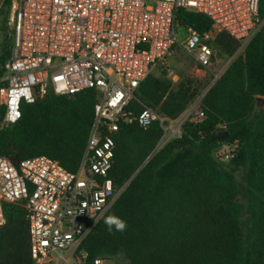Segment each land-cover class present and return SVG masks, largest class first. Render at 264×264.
Here are the masks:
<instances>
[{
    "label": "trees",
    "instance_id": "16d2710c",
    "mask_svg": "<svg viewBox=\"0 0 264 264\" xmlns=\"http://www.w3.org/2000/svg\"><path fill=\"white\" fill-rule=\"evenodd\" d=\"M259 17L264 20V0H259ZM176 18L200 33L211 27L200 13L180 9ZM215 45L228 56L240 46L226 33L217 35ZM8 57L3 49L0 77ZM196 93L190 80L174 88L164 74L149 75L128 110L138 115L143 104L175 120ZM95 101L96 93L85 90L23 103L20 119L0 127V157L18 165L46 156L75 172ZM200 107L204 120L186 121L180 137L152 156L163 136L158 123L146 130L136 122L120 127L109 178L124 189L81 245L89 261L121 254L127 264H264V26L202 96ZM2 116L0 106V122ZM225 132L228 139L213 140ZM231 143L238 144L236 156L222 165L213 152ZM109 216L125 221L126 229L109 231ZM5 218L0 264H30L25 209L8 205Z\"/></svg>",
    "mask_w": 264,
    "mask_h": 264
},
{
    "label": "built area",
    "instance_id": "2783aa9c",
    "mask_svg": "<svg viewBox=\"0 0 264 264\" xmlns=\"http://www.w3.org/2000/svg\"><path fill=\"white\" fill-rule=\"evenodd\" d=\"M10 1L13 18L5 28L12 46L0 77V127L20 119L23 103L33 104L48 94L92 90L96 101L75 172L46 156L18 165L0 157V228L6 223V207L19 204L26 211L30 264H112L103 256L89 261L81 245L124 189H117L109 178L120 127L136 122L146 130L158 123L163 136L155 154L180 137L186 121L200 123L205 117L200 107L205 92L175 120L141 103L143 109L135 115L128 107L139 85L164 65L175 45L198 69L208 70L220 33L240 44L231 63L264 26L259 0ZM180 9L205 15L210 29L200 33L184 27L187 38L180 43L176 38ZM223 72L214 75L209 87ZM166 77L172 84L178 79L171 70ZM237 150V143L222 144L213 157L229 163Z\"/></svg>",
    "mask_w": 264,
    "mask_h": 264
},
{
    "label": "rangeland",
    "instance_id": "374dc122",
    "mask_svg": "<svg viewBox=\"0 0 264 264\" xmlns=\"http://www.w3.org/2000/svg\"><path fill=\"white\" fill-rule=\"evenodd\" d=\"M2 2L3 0H0V55L2 54L3 49L9 51L12 46V42L6 37L5 23L13 18L14 12V5H11V1L8 5H2ZM176 38L180 43L183 42L187 38V30L182 26L177 27ZM230 59L231 56L225 55L217 49L212 67L208 70H200L197 68L194 61L186 55L182 47L180 45H175L166 58L164 65L153 70L151 75L158 77L164 74L167 76L168 70H171L178 78L177 81L173 83L174 88H176L180 82L190 80L193 85L197 87V93L193 99L194 101L208 89L214 79V75L217 73L220 74L228 67ZM221 164L226 165L228 163ZM109 259L112 264H127V261L121 254L110 257Z\"/></svg>",
    "mask_w": 264,
    "mask_h": 264
},
{
    "label": "clouds",
    "instance_id": "9594fccd",
    "mask_svg": "<svg viewBox=\"0 0 264 264\" xmlns=\"http://www.w3.org/2000/svg\"><path fill=\"white\" fill-rule=\"evenodd\" d=\"M106 225L108 226L109 231L112 230V227L115 226V229L117 231H124L127 227V224L125 221L119 219L115 216H109L105 220Z\"/></svg>",
    "mask_w": 264,
    "mask_h": 264
},
{
    "label": "water",
    "instance_id": "95a60500",
    "mask_svg": "<svg viewBox=\"0 0 264 264\" xmlns=\"http://www.w3.org/2000/svg\"><path fill=\"white\" fill-rule=\"evenodd\" d=\"M209 88H210V87H209ZM209 88H208V89H209ZM208 89L205 91V93L208 91ZM205 93H204V94H205ZM229 136H230L229 133H228V132H225V133H223L222 135L216 136L215 138H213V140H216V141H222V140H226V139H228ZM152 155H154V154L152 153L151 156H152ZM151 156H150V157H151ZM150 157H149V158H150ZM149 158H148V159H149Z\"/></svg>",
    "mask_w": 264,
    "mask_h": 264
}]
</instances>
